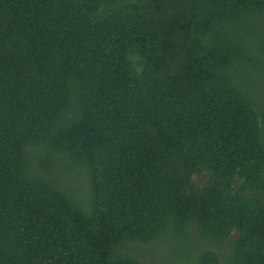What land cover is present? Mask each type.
Wrapping results in <instances>:
<instances>
[{"label":"trees","instance_id":"1","mask_svg":"<svg viewBox=\"0 0 264 264\" xmlns=\"http://www.w3.org/2000/svg\"><path fill=\"white\" fill-rule=\"evenodd\" d=\"M174 249L264 264V0H0V264Z\"/></svg>","mask_w":264,"mask_h":264},{"label":"rangeland","instance_id":"2","mask_svg":"<svg viewBox=\"0 0 264 264\" xmlns=\"http://www.w3.org/2000/svg\"><path fill=\"white\" fill-rule=\"evenodd\" d=\"M171 252H172V250H171ZM173 252L175 253V255H174V253H172V256H171L172 260L170 259L169 261H171V264H176V259L179 261L181 260V251H179L178 249H174ZM177 263H178V261H177ZM150 264H162V263H159V261H153Z\"/></svg>","mask_w":264,"mask_h":264}]
</instances>
